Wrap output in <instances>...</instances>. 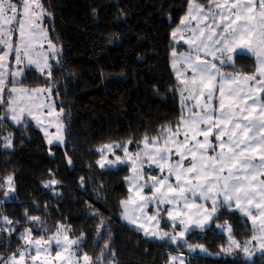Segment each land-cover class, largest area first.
<instances>
[{
  "label": "snow or ice",
  "instance_id": "snow-or-ice-1",
  "mask_svg": "<svg viewBox=\"0 0 264 264\" xmlns=\"http://www.w3.org/2000/svg\"><path fill=\"white\" fill-rule=\"evenodd\" d=\"M92 11L95 15L97 10ZM117 12V22L126 18L122 9ZM50 15L42 0H0V133L5 132V120L16 127L23 125L26 132L31 119L44 135L48 155L55 156L54 147L63 148L66 165L72 169L64 123L67 112L56 107L53 96L54 92L59 96L53 72L54 64L61 65L62 47L49 39L42 23ZM16 24L18 29H14ZM14 31L19 40L13 38ZM169 35L174 44L183 41L187 46L186 52L173 47L169 55L178 81L176 90L188 115L182 112L175 128L162 125L157 135L145 133L138 141L102 144L94 149L99 154L95 164L101 174L128 166L129 174L123 178L127 196L119 199L120 219L146 239L174 246L176 254L169 253L166 264H190L181 245L189 254L199 250L218 258L243 253L249 261L256 247L264 250V0H207L206 4L187 0L186 13ZM118 39L108 37L111 44ZM243 52L254 58V70L225 71L235 69V58ZM10 54L15 55L14 65ZM28 67L44 76L46 87H17ZM191 101L195 103L188 108ZM0 141L3 150L14 151L11 132L0 135ZM133 143L134 154L130 152ZM155 169L159 171L152 175ZM48 174L52 178L42 180L41 186L60 198L58 189L64 185L52 169ZM89 182L94 184L93 191L103 190V183L97 185L94 176L79 178L82 189ZM0 193V205L11 202L16 193L13 174L0 180ZM32 206L40 210L37 203ZM48 207L45 203L43 215H30L25 209L23 220L0 212V242L7 239L5 247L10 248L13 235L21 242L9 255H0V264H117L114 251L108 259L112 229L98 209L85 202L86 215L99 220L96 242L108 233L93 258L87 252L80 255L85 233L71 238L73 229L66 222L56 221V231L45 238L52 227L45 219ZM223 210L246 217L252 225L251 237L240 241L229 221L217 222ZM163 224L169 225L167 230ZM35 231L41 235L34 236ZM193 232L204 240L209 233L226 234L227 247L221 245L218 252L210 253L205 244L189 242ZM253 242L255 246L250 247Z\"/></svg>",
  "mask_w": 264,
  "mask_h": 264
},
{
  "label": "trees",
  "instance_id": "trees-1",
  "mask_svg": "<svg viewBox=\"0 0 264 264\" xmlns=\"http://www.w3.org/2000/svg\"><path fill=\"white\" fill-rule=\"evenodd\" d=\"M197 2L206 4L207 0ZM42 3L51 13L43 21L49 39L62 47L61 65L54 64L53 87L59 92V96L54 92L56 107L67 112L64 117L67 150L75 166L67 167L63 148L54 147L55 156H49L44 137L32 124L28 123L26 132L22 126L8 125L14 135V151L0 148V180L13 174L16 193L11 202L0 205V212L23 220L21 213L25 209H29L30 215H43L47 203L49 214L45 219L52 226L51 231L56 221H61L71 225L73 238L84 232L86 240L80 253L87 252L95 258L108 233L96 242L99 220L86 215L87 202L103 214L112 229L108 259L114 251L117 264H166L175 247L146 239L119 217V199L127 196L123 178L128 174V166L101 174L95 164L98 153L94 149L106 142L138 141L145 133L157 135L162 125L171 124L175 128L181 110L178 82L170 67L173 44L169 33L186 11L187 0H42ZM93 9L97 10L95 15ZM117 9H122L126 17L118 22ZM111 35L119 38L115 44L109 43ZM229 68L250 73L254 69L253 58L238 54L235 69ZM21 83L47 85L44 76L34 68L26 69ZM130 148H136V144ZM49 169L64 185L58 189L60 198L41 186L42 180L52 178ZM81 176L86 179L94 176L97 185L103 183V190L93 191L92 182L82 189ZM97 196L101 198L99 202ZM33 202L40 206L39 211L33 208ZM238 220L233 211L223 210L217 221L238 224L234 233L239 236L244 230ZM188 239L190 243L205 244L210 253L226 245L224 234L209 233L204 240L193 232ZM7 243V239L0 242V255H9L21 242L13 235L10 248L5 247ZM188 256L190 264H264L262 253L255 254L251 261L237 255L216 258L195 252Z\"/></svg>",
  "mask_w": 264,
  "mask_h": 264
},
{
  "label": "rangeland",
  "instance_id": "rangeland-1",
  "mask_svg": "<svg viewBox=\"0 0 264 264\" xmlns=\"http://www.w3.org/2000/svg\"><path fill=\"white\" fill-rule=\"evenodd\" d=\"M257 3H258V0H257ZM186 10H187V7H186ZM186 13V11L184 12V14ZM183 14V15H184ZM43 23V22H42ZM177 26V24L174 26V27H176ZM18 27H19V25L18 24H16V25H14V29H18ZM173 27V28H174ZM46 29V28H45ZM13 38L15 39V40H19V33H18V31H14V36H13ZM172 42V41H171ZM45 43V47L47 46V41H45L44 42ZM172 44H173V46H172V48L173 47H175L176 48V50L177 51H179V52H186L187 51V46L183 43V41H180L179 43H176V44H174L173 42H172ZM56 45V44H55ZM57 47H58V45H56ZM59 48V47H58ZM172 48H171V50H172ZM0 51H2V48H0ZM244 53V52H243ZM246 54V53H245ZM9 62H11L13 65L15 64V55L14 54H10V56H9ZM169 59H170V57H169ZM253 61H254V58H253ZM255 63V62H254ZM170 67H171V62H170ZM29 68H33V67H28L27 69H29ZM171 70H172V67H171ZM254 70V69H253ZM252 70V71H253ZM225 71H234V70H232V69H230V68H226L225 69ZM172 72H173V70H172ZM190 74V73H189ZM173 75H174V77H175V79H176V75H175V73L173 72ZM9 79H10V77H9ZM20 79H22V78H20ZM177 81V80H176ZM178 82V81H177ZM9 87H11V84H9L8 85ZM47 85H34V86H31V85H27V84H24V83H19L18 85H17V87H25V88H34V87H46ZM178 93V102H179V105H180V110H181V114H182V112H183V114L184 115H188V113H187V111L184 109V108H182V105H181V95H180V93H179V91L177 92ZM216 97L218 98L219 97V92L217 91L216 92ZM53 96L55 97V94L53 93ZM3 99L6 101L7 99H8V96H7V93H5L4 94V96H3ZM55 99H56V97H55ZM195 103V101H191V102H189L188 103V105H187V107L188 108H191L192 107V105ZM216 107L218 108L219 107V102H218V99H217V101H216ZM28 123H30V124H32L33 125V127H35L36 129H38L39 130V128L36 126V123H35V121H32L31 119H29V122ZM8 125H13L12 123H11V121H9V120H6V124H4V129H5V132L4 133H0V135H3V134H6L7 132H11L10 131V127H8ZM14 126V125H13ZM22 127H23V125H21ZM16 127V126H15ZM17 128V127H16ZM40 131V130H39ZM50 131L51 132H55V128L53 127V128H51L50 129ZM41 132V131H40ZM12 133V132H11ZM41 134H42V136L44 137V135H43V133L41 132ZM182 138V137H181ZM201 139H202V137H201ZM210 139H212L213 140V142H214V137H211ZM125 141H127V140H125ZM114 142H117V141H114ZM106 143H112V142H106ZM102 144H104V143H102ZM102 144H99L98 146H96L95 148H97V147H99V146H101ZM0 148L1 149H3L2 148V141H0ZM137 151V147L136 148H133V149H131L130 148V152H132L133 154L135 153ZM217 151H218V149H217ZM117 154L118 155H121V156H123V152L122 151H119V152H117ZM97 159H99V154H98V157H97ZM96 159V160H97ZM158 169H155L151 174L152 175H156L157 173H158ZM128 174H129V172H128ZM127 174V175H128ZM126 187H127V185H126ZM224 211H227V210H224ZM234 212V214H236L238 217H239V219L240 220H238L239 222H241V227H242V229L244 230V232H242V233H240L241 235H239V236H237V235H235V233H234V235H235V238L236 239H238V240H240V241H243V240H245V239H248V238H250L251 237V235H252V225H251V222L250 221H248L247 219H246V217H243V216H241V214L239 213V212H237V211H233ZM120 213H121V209H120V211H119V217H120ZM217 222H219V223H223L224 221H217ZM125 223V222H124ZM126 224V223H125ZM127 225V224H126ZM164 228H165V230H167L168 229V227H169V225L168 224H163L162 225ZM215 227V226H214ZM232 227H233V230H235V228L236 229H239V226H238V224H236L235 226L234 225H232ZM56 231V228H54L52 231H50V232H48V233H46L45 234V238H47V236L48 235H51L53 232H55ZM142 234V233H141ZM41 235V234H40ZM40 235H36V237H39ZM143 235V234H142ZM225 235V237H226V234H224ZM71 238H73V237H71ZM226 239H227V237H226ZM194 244H200V243H194ZM255 246V242H253V245H250V247H254ZM225 247H227V244L225 245ZM55 247L53 246V256H54V254H55ZM181 251L182 252H184V254L186 255V256H188L189 255V253L187 252V250H186V248L183 246V245H181ZM196 252H198L199 253V250H197ZM83 253L84 252H81L80 253V255L82 256L83 255ZM257 253H262L263 255H264V250H261V249H259L258 247H256V251L252 254V256H251V259L249 260V261H251L252 259H253V257H254V255L255 254H257ZM34 254V253H33ZM171 254H173V255H175L176 254V251L175 252H172ZM202 255V254H201ZM240 259H244L243 258V253H239V254H236ZM206 256H208V255H206ZM211 257H214V256H211Z\"/></svg>",
  "mask_w": 264,
  "mask_h": 264
},
{
  "label": "crops",
  "instance_id": "crops-1",
  "mask_svg": "<svg viewBox=\"0 0 264 264\" xmlns=\"http://www.w3.org/2000/svg\"><path fill=\"white\" fill-rule=\"evenodd\" d=\"M244 53H246V52H244ZM247 54V53H246Z\"/></svg>",
  "mask_w": 264,
  "mask_h": 264
}]
</instances>
